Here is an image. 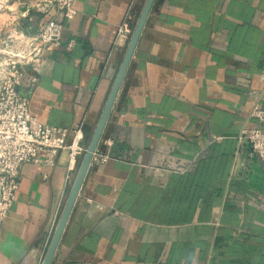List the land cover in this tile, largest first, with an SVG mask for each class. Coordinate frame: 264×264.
Instances as JSON below:
<instances>
[{"label": "crops", "instance_id": "obj_1", "mask_svg": "<svg viewBox=\"0 0 264 264\" xmlns=\"http://www.w3.org/2000/svg\"><path fill=\"white\" fill-rule=\"evenodd\" d=\"M33 2L12 4L28 34ZM144 2L74 1L25 67L37 122L86 149ZM252 93L264 108V0H154L50 264H264V165L238 139ZM81 158L21 165L0 264L42 263Z\"/></svg>", "mask_w": 264, "mask_h": 264}, {"label": "built area", "instance_id": "obj_2", "mask_svg": "<svg viewBox=\"0 0 264 264\" xmlns=\"http://www.w3.org/2000/svg\"><path fill=\"white\" fill-rule=\"evenodd\" d=\"M74 1L43 0L35 4L46 17L36 33L28 34L16 25L0 42V51L4 56L0 79V224L18 188L21 165H49L53 163L55 153L65 151L69 165L74 166L85 152L80 128L69 131L37 122L30 115L28 100L19 91L28 77L25 67L35 70L42 61L45 49L61 45V18L75 14ZM130 33L122 24L117 37L126 41ZM252 94L247 122L254 121L255 125H244L238 139L246 141L251 152L264 165V108L259 104L260 96Z\"/></svg>", "mask_w": 264, "mask_h": 264}, {"label": "water", "instance_id": "obj_3", "mask_svg": "<svg viewBox=\"0 0 264 264\" xmlns=\"http://www.w3.org/2000/svg\"><path fill=\"white\" fill-rule=\"evenodd\" d=\"M154 0H145L144 5L142 7V10L140 12V15L138 17V20L133 27L132 33L130 35L124 57L122 59L121 65L119 67V70L117 72V75L114 79L113 85L111 87L110 93L108 95V98L106 100V103L102 109V112L100 114L99 120L97 122V125L94 129V132L90 138V141L85 149V152L81 158L80 165L78 168V171L76 173L75 179L73 181V184L71 186V189L69 191V194L67 196V199L65 201L64 207L62 209V212L60 214V217L58 219L56 228L54 230V233L51 237L50 243L47 247V250L44 254L43 260L41 264H50L52 257L54 255V252L56 250V247L58 245V242L60 240L61 234L64 230V227L66 225V222L68 220V217L70 215V212L72 210V207L74 205V202L77 198V195L80 191L81 185L83 183L84 177L86 175V172L88 170V167L91 163V160L93 158V155L96 151V147L98 145V142L100 140L103 128L105 126V123L107 121V118L109 116L110 110L112 108L114 99L116 97V94L119 90L120 84L123 80L124 74L126 72V69L128 67V64L130 62V59L132 57V54L134 52V49L136 47V44L139 40V37L141 35L142 29L144 27V24L146 22L147 16L149 14V11L151 9V6L153 4Z\"/></svg>", "mask_w": 264, "mask_h": 264}, {"label": "rangeland", "instance_id": "obj_4", "mask_svg": "<svg viewBox=\"0 0 264 264\" xmlns=\"http://www.w3.org/2000/svg\"><path fill=\"white\" fill-rule=\"evenodd\" d=\"M17 0H0V42L3 36H6L11 30H13L16 26V20L12 17L13 8L12 4ZM43 0H34L33 7L37 9L35 4L42 3ZM1 48V44H0ZM4 56L0 51V79H1V63L4 60Z\"/></svg>", "mask_w": 264, "mask_h": 264}]
</instances>
